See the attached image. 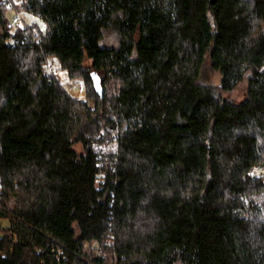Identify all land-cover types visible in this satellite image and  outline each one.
<instances>
[{
  "label": "trees",
  "instance_id": "1",
  "mask_svg": "<svg viewBox=\"0 0 264 264\" xmlns=\"http://www.w3.org/2000/svg\"><path fill=\"white\" fill-rule=\"evenodd\" d=\"M257 165L264 0H0V264H264Z\"/></svg>",
  "mask_w": 264,
  "mask_h": 264
},
{
  "label": "rangeland",
  "instance_id": "2",
  "mask_svg": "<svg viewBox=\"0 0 264 264\" xmlns=\"http://www.w3.org/2000/svg\"><path fill=\"white\" fill-rule=\"evenodd\" d=\"M11 17L14 15L13 12L10 13ZM25 16V15H24ZM29 18V16L25 17ZM39 21V20H37ZM119 41L116 34L113 31H106V35L103 39H101V44L103 46H114L118 45ZM56 72L60 77L64 86L69 90L70 93L79 97L86 98V86L85 82L82 78H71L66 69L59 68L57 63L55 64ZM221 79L220 73L215 70L209 61H206L205 68L203 71L202 80L207 83H219ZM246 95V83L240 84L236 89L232 90V92H227L224 94L230 100L233 101H241L244 99ZM77 148L80 149L81 145L78 144Z\"/></svg>",
  "mask_w": 264,
  "mask_h": 264
},
{
  "label": "water",
  "instance_id": "3",
  "mask_svg": "<svg viewBox=\"0 0 264 264\" xmlns=\"http://www.w3.org/2000/svg\"><path fill=\"white\" fill-rule=\"evenodd\" d=\"M92 78H93V82H94V86L95 89L98 93H100V95H103V86L101 83V78L99 76V74L96 71H92Z\"/></svg>",
  "mask_w": 264,
  "mask_h": 264
},
{
  "label": "built area",
  "instance_id": "4",
  "mask_svg": "<svg viewBox=\"0 0 264 264\" xmlns=\"http://www.w3.org/2000/svg\"><path fill=\"white\" fill-rule=\"evenodd\" d=\"M53 70V68H51ZM251 175L254 177L264 175V166L257 165L251 170Z\"/></svg>",
  "mask_w": 264,
  "mask_h": 264
}]
</instances>
